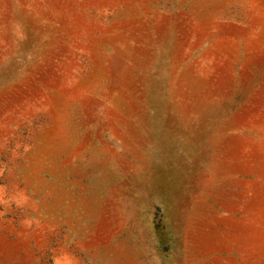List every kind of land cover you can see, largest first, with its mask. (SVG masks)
<instances>
[{
	"label": "rangeland",
	"instance_id": "obj_1",
	"mask_svg": "<svg viewBox=\"0 0 264 264\" xmlns=\"http://www.w3.org/2000/svg\"><path fill=\"white\" fill-rule=\"evenodd\" d=\"M0 264H264V0H0Z\"/></svg>",
	"mask_w": 264,
	"mask_h": 264
}]
</instances>
